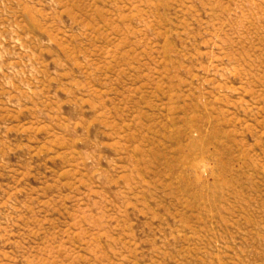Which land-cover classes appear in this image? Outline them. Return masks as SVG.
Returning <instances> with one entry per match:
<instances>
[{"label":"rangeland","instance_id":"1","mask_svg":"<svg viewBox=\"0 0 264 264\" xmlns=\"http://www.w3.org/2000/svg\"><path fill=\"white\" fill-rule=\"evenodd\" d=\"M0 264H264V0H0Z\"/></svg>","mask_w":264,"mask_h":264}]
</instances>
